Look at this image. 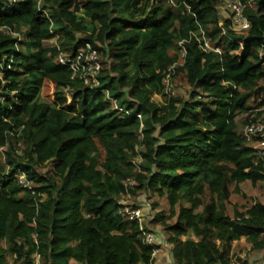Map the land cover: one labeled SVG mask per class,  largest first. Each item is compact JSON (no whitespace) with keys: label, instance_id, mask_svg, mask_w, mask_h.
<instances>
[{"label":"trees","instance_id":"1","mask_svg":"<svg viewBox=\"0 0 264 264\" xmlns=\"http://www.w3.org/2000/svg\"><path fill=\"white\" fill-rule=\"evenodd\" d=\"M219 1L85 0L77 17L76 0H0V264H153L119 212L126 193L165 200L143 229L171 245L172 264H229L241 238L264 249V202L240 189L263 182V161L236 123L264 114V0L239 33ZM200 28L219 53L190 39ZM86 44L96 88L57 62ZM168 74L186 95L164 97Z\"/></svg>","mask_w":264,"mask_h":264},{"label":"built area","instance_id":"2","mask_svg":"<svg viewBox=\"0 0 264 264\" xmlns=\"http://www.w3.org/2000/svg\"><path fill=\"white\" fill-rule=\"evenodd\" d=\"M162 1H166L169 4L174 5V0H162ZM224 3H225L224 8L228 13V19H230L231 21L230 29L236 33L249 29L250 24L245 15V9L248 8V3L242 0H225ZM0 30L2 29L0 28ZM191 38L196 39L199 46L204 51H213L217 53L220 52L218 48L213 47L208 42L207 36L205 35V32L203 31L202 28H200L197 33L191 32L190 39ZM182 43L183 41L179 42L178 46L183 50ZM182 50H181V57L184 55V50L183 51ZM57 62L67 67V69L71 73V78L77 76L86 85H91L92 87L98 85L97 75L99 74L101 69L99 54L89 44H86L83 48L78 49L71 56L60 54ZM172 69L173 67L170 66L168 68V71H172ZM2 73L3 72L0 71V80L2 78ZM169 77L170 76L168 74L163 81V85H164L163 94L170 97L174 95V91L170 87ZM110 100L111 102L114 103V100L112 99ZM242 134L246 138V140H249L251 138H258L254 149L257 150V154L262 159L263 167H264V122L260 123L253 121V116H251L247 124L244 125ZM15 176L17 183L23 189L29 191L31 195L40 196V194H36V192L34 191V187H35L34 183L32 180L28 179L25 172L18 171ZM263 182H264V172H263ZM130 184L131 183H129V185ZM125 195L126 197L130 196L128 193H126ZM119 204L121 206L119 212L122 215H126L130 219H136L138 221L139 229L141 231V236L144 244L152 248V252H151V261H152L155 258L156 253L158 252V248L154 246V239H155L154 232L143 229V215L141 213L140 208L129 205H122V203L120 202ZM229 264H241V263H239L238 261L231 260Z\"/></svg>","mask_w":264,"mask_h":264},{"label":"rangeland","instance_id":"3","mask_svg":"<svg viewBox=\"0 0 264 264\" xmlns=\"http://www.w3.org/2000/svg\"><path fill=\"white\" fill-rule=\"evenodd\" d=\"M260 1L261 0H246V2L248 3V7H250V9H252V10H255L258 7V3H260ZM84 3H85V0H76V5L78 6V10L75 14L77 15V17H83V10L81 9V7ZM224 6L225 5L223 4L222 0L219 1L216 5V7L219 11V14L223 20L228 18V13L225 10ZM84 21H87V19H84ZM87 27H89V26H87ZM257 30H259V29H257ZM87 31H90V29H87ZM77 37H81V36L77 35ZM55 45H56L55 39H50V40H46V41L42 42V46L44 48H51V47H54ZM219 51H221V50L219 49ZM187 90L186 89L174 90V95H177V94L181 95V93L183 95H186L185 91H187ZM164 97L166 99H168L169 96L165 95ZM163 99H164L163 97L153 96V100L156 101L157 103H162ZM37 101L38 102H41V101L46 102L45 99H43V98H39ZM249 104L252 107H255L254 103L249 102ZM262 109L263 108H254L253 113L254 112L260 113ZM245 117H246V114H240L236 118L238 133L242 134V130L244 127L242 122L245 120ZM258 117H259V119H257L256 122L263 123L264 122V114H260ZM255 141H256L255 138H251V139L247 140L248 144H250L254 147H255ZM240 189L247 196V204L248 205L251 204L253 201H256V200H262L264 202V182H261V183L257 184L256 186H251L249 183H244V184L240 185ZM118 199H119V202L122 203V205H129V206L139 205V206H142L140 208V210H141V213L143 215V222L144 223L148 219H150L151 217L154 216V214L153 215L151 214L149 216V213H150L149 205L155 201H158V203H159V206H158L159 211H163L164 215H167V213H168V207L165 203V200L163 198L159 199L156 196L148 198V197H146L145 194H142L138 198L135 199L131 196L126 197V195H121L118 197ZM154 213H156V212H154ZM171 222H173V220H171ZM149 226L154 231H159L162 233V227L158 223L149 224ZM159 252H160V249L158 248V252L156 253V256L158 255ZM229 255H230L232 261H238L241 264H264V249L263 250H257V251L252 250L250 244L247 243L244 238L237 240L235 243L234 242L231 243V246L229 249ZM34 264H38V256H35V255H34ZM70 264H74V263L71 262Z\"/></svg>","mask_w":264,"mask_h":264},{"label":"crops","instance_id":"4","mask_svg":"<svg viewBox=\"0 0 264 264\" xmlns=\"http://www.w3.org/2000/svg\"><path fill=\"white\" fill-rule=\"evenodd\" d=\"M142 207V206H141ZM139 207V208H141ZM150 211V210H149ZM153 215L154 213L150 211L149 216ZM153 217H151L150 219H152ZM150 219H148L150 221ZM193 238V237H192ZM182 240L185 239V237L181 238ZM234 243L236 241H233ZM232 242V243H233ZM161 243V246L159 247L160 252L158 253V255L154 258V262L153 264H172L173 263V259H172V254H171V245L168 244H164L163 242L159 241V244Z\"/></svg>","mask_w":264,"mask_h":264},{"label":"clouds","instance_id":"5","mask_svg":"<svg viewBox=\"0 0 264 264\" xmlns=\"http://www.w3.org/2000/svg\"><path fill=\"white\" fill-rule=\"evenodd\" d=\"M99 58H100V56H99ZM78 79H79V77H78ZM82 81V80H81ZM98 82V81H97ZM82 83H83V81H82ZM84 84V83H83ZM84 85H86V84H84ZM86 86H88V87H90V88H96L97 86H95V87H92L91 85H86Z\"/></svg>","mask_w":264,"mask_h":264}]
</instances>
